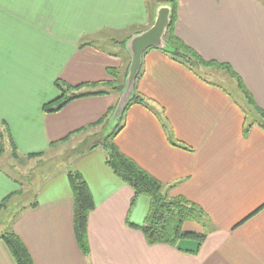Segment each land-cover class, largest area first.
Returning a JSON list of instances; mask_svg holds the SVG:
<instances>
[{"label":"crops","instance_id":"obj_1","mask_svg":"<svg viewBox=\"0 0 264 264\" xmlns=\"http://www.w3.org/2000/svg\"><path fill=\"white\" fill-rule=\"evenodd\" d=\"M154 17L147 0H0V163H38L30 168L36 171L53 161L48 154L59 145L103 137L111 114L99 121L120 95L104 85L112 81L108 71L117 70L121 84L130 62L124 43ZM174 34L203 60L229 65L264 112V0H177ZM213 70L214 81L147 50L135 86L155 111L130 106L113 140L168 197L182 196L203 210L207 228L186 227L205 233L198 251L146 243L129 223L143 224L148 199L138 196L131 205L132 189L97 148L72 156L63 171L37 177L36 206L5 221L33 264H264V130L254 124L245 132L246 105L239 104L235 81ZM56 82L83 96L45 112L43 105L61 94ZM68 168L82 175L95 204L87 219L88 255L74 238ZM29 192L0 167V204L10 195L3 213L14 212ZM0 264H15L1 239Z\"/></svg>","mask_w":264,"mask_h":264},{"label":"trees","instance_id":"obj_2","mask_svg":"<svg viewBox=\"0 0 264 264\" xmlns=\"http://www.w3.org/2000/svg\"><path fill=\"white\" fill-rule=\"evenodd\" d=\"M163 4L171 7L170 24L166 30L164 40L173 48V51L161 52L164 55H167L172 61L189 69L195 75L197 74L192 68L194 66L196 68L224 71L231 79L235 81L236 87L241 93L242 99L246 105V110L242 108L245 113V132H247L248 128L254 124L258 125L264 130V112L259 110L253 104L251 96L243 86V83L239 76H237L233 72L229 65L220 64L215 61H205L196 52L184 45L174 34L177 0H164ZM127 68L124 71L123 81L127 74ZM108 72L109 75H111L112 81H107L104 83V85H106L107 87L109 86L112 91L120 93L123 86V81L121 82V84L117 82L119 78L118 71L115 69H109ZM140 75L141 69L136 78V81ZM55 85L60 89L61 94L56 100L43 105V111L45 112L59 111L69 101L83 96V94L71 93L76 89V87H69L58 82H56ZM95 93L102 94L103 92ZM134 104L141 105L152 112L155 111L149 105V101H147L144 97L137 93L135 86L134 95L130 102L127 104L122 115L117 120L116 126L113 131L105 138H102L100 140H90L85 142L84 144L79 145L75 150L73 156H82L85 153L91 152L97 148L103 150L105 153L106 166L113 172L115 176H117L123 183H125L132 189L134 197L132 199L131 205L134 204L135 198L138 196H144L148 199L149 207L143 224L140 226H134L129 223V225L139 229L142 232L146 243L149 245L166 244L172 247H176L180 251L194 254L198 251L201 242L205 237V233L188 231L186 229V225L195 223L200 225L202 228H207V225L205 224L206 216L203 210L198 205L182 196L168 197L163 185L149 173L143 170L140 166H138L132 159L124 155L113 142L114 138L123 127L124 117L127 109ZM113 109H110L107 115H105L104 118L99 121V123L102 122L106 118V116L111 114ZM251 110L253 112L252 114L258 115L260 119H253L252 121H249L248 116L249 113H251ZM161 125L164 128V125ZM5 134V137L10 140L9 134ZM167 138L171 145L179 148H186L173 139H170V137ZM67 139L68 137L59 141V143H63ZM56 144L57 143H53L51 145L55 146ZM11 149L12 157L15 158L17 154L13 145H11ZM3 152L4 148L1 145L0 155H2ZM35 156L31 155L30 158H34ZM38 156H40V154H38ZM66 176L73 199L72 227L74 238L80 251L84 255H88L89 247L87 241V219L89 213L94 209L95 204L85 180L76 169L69 168L66 171ZM32 187L34 186H31V189ZM30 192L32 194L31 200L27 204L17 207V210H15V212L13 213V216L18 211L23 210L28 206H36V195H33V189ZM9 199L10 195L1 202L0 212L6 206ZM0 239L4 242L15 264H33L26 247L15 233L5 230L0 233ZM187 242L192 243L193 247L184 249L185 246H182V244H187Z\"/></svg>","mask_w":264,"mask_h":264},{"label":"water","instance_id":"obj_3","mask_svg":"<svg viewBox=\"0 0 264 264\" xmlns=\"http://www.w3.org/2000/svg\"><path fill=\"white\" fill-rule=\"evenodd\" d=\"M170 16V6H157L155 8L153 24L145 31L134 34L125 41L124 48L130 57L127 74L120 91L119 99L108 120L105 132L102 135L103 137H100L98 140L105 138L113 131L117 120L132 99L135 90V81L142 66L144 53L150 49L165 52L173 51V48L164 40L166 30L170 24Z\"/></svg>","mask_w":264,"mask_h":264},{"label":"rangeland","instance_id":"obj_4","mask_svg":"<svg viewBox=\"0 0 264 264\" xmlns=\"http://www.w3.org/2000/svg\"><path fill=\"white\" fill-rule=\"evenodd\" d=\"M163 2H164V0H148V7H149V9H153V8H156L159 5L160 6L161 5H166V4H163ZM192 68L196 72L197 75H200V77L212 79L214 81L215 74L210 72L213 69L209 71V70H206V69H203V68H196L195 66L192 67ZM209 73H212L213 75H211V74L209 75ZM219 84L223 85V82H221ZM224 86H225V88L228 91H230L233 94L237 95L238 92L235 89H233L234 86H233V84L231 82L224 81ZM238 99L240 100L239 104H241V106H244V102H243L242 98H240L239 95H238ZM251 113H253L252 110H251ZM253 119H256V118L253 117L252 115H250V113H249L248 120L252 121ZM71 144L72 143L68 142V143H65L63 145H59V149L52 150L51 151L52 153L49 152L48 156H51L53 161H48L46 163H43V165L40 166L39 168L37 167L38 168V170H36L37 172H35L34 170H31L30 168L31 167L33 168L36 165L39 166L38 163L37 164H35V163H22V162H19V163L15 162L14 163V161L12 163V161H10V159H9L10 156L8 158L10 163L7 164L4 161H2L0 163V167H2L3 170H5V172H8L11 176L17 178L18 181L25 186V188L28 187V188H30V191H32L33 187L31 189V186H35L36 184H38V181H39L36 178L37 177H41L47 170H49V172L52 173L53 171L60 172V171H63L65 168H67V165L69 164V161H70L69 159L72 158L75 150L79 146V144H78L77 146H74L72 148L73 145H71ZM4 160H7L6 157L4 158ZM11 164H13V166H10ZM39 182H40V184L42 183L41 180ZM28 194L30 195L31 192H29ZM31 197H32V194L30 196L22 198L21 202L17 206L27 204L31 200ZM6 206H7V204H6ZM6 206L3 208L4 210L7 209ZM14 212H13L12 208H8V210L5 213H3L2 211L0 212V233L6 230L5 221L10 219L13 216ZM186 227H187V225H186ZM183 245L185 247L187 246V244H185V243H183L182 246Z\"/></svg>","mask_w":264,"mask_h":264}]
</instances>
